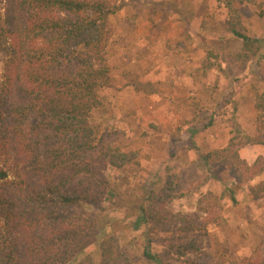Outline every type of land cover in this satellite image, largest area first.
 I'll return each instance as SVG.
<instances>
[{"label": "rangeland", "instance_id": "obj_1", "mask_svg": "<svg viewBox=\"0 0 264 264\" xmlns=\"http://www.w3.org/2000/svg\"><path fill=\"white\" fill-rule=\"evenodd\" d=\"M110 1L119 7L108 19L111 80L99 91L91 122L102 143L131 160L121 170H105L117 196L105 211L91 210L98 234L78 259L99 264L105 239L133 240L130 208L169 182L166 207L183 216L178 228L193 231L152 236L151 253L161 255V264H264V195H250L264 172L250 182V174L221 153L228 149L241 158L255 147L245 143L264 133V42L246 51L230 31L262 40L264 0ZM6 5L0 0L1 15ZM182 12L190 13L187 21L199 33L175 21ZM2 75L0 53V81ZM258 157L263 163L256 167L245 160L256 171L264 167V156ZM187 243L193 252L171 249ZM133 245L134 263L147 264L143 241Z\"/></svg>", "mask_w": 264, "mask_h": 264}, {"label": "trees", "instance_id": "obj_2", "mask_svg": "<svg viewBox=\"0 0 264 264\" xmlns=\"http://www.w3.org/2000/svg\"><path fill=\"white\" fill-rule=\"evenodd\" d=\"M118 9L110 0H7L0 14V264H94L78 258L98 234L91 210L105 211L117 196L104 172L131 160L102 143L91 122L111 80L105 49L108 19ZM230 31L246 51L264 42ZM245 145L264 147V133ZM221 153L250 182L264 172L255 170L259 157L253 169L238 152ZM169 186L133 204V240L105 239L99 264H135L128 250L137 240L144 261L161 264L152 236L193 231L178 228L183 216L166 207ZM250 195L261 200L264 181L251 185ZM171 249L194 251L190 243Z\"/></svg>", "mask_w": 264, "mask_h": 264}, {"label": "crops", "instance_id": "obj_3", "mask_svg": "<svg viewBox=\"0 0 264 264\" xmlns=\"http://www.w3.org/2000/svg\"><path fill=\"white\" fill-rule=\"evenodd\" d=\"M189 17H190V13H180L179 14V17L178 16H176L175 18V21H179V23H181V22H185L184 24H185V30L186 31H188L187 30V28H195V29H197V32L199 33L200 31H199V27H194L193 26V24H191L190 22H188L189 21ZM188 20V21H187ZM184 34V33H183ZM180 72V71H179ZM170 74V73H169ZM178 75H180L179 73H177ZM174 75H176L175 73H173L172 75H170V77L171 78H174ZM185 85L186 86H188L189 85V83L187 84V82H185ZM174 88V87H173ZM177 88V87H176ZM180 93V92H179ZM167 103V102H166ZM170 105L168 104V112H171L172 111V109H170ZM166 109V110H167ZM187 132H189V131H185V133H187ZM216 141V139L215 138H209L208 139V145L209 146H211V145H213V143ZM258 148V149H257ZM256 151V152H255ZM257 153L258 154H260V156H264V148L262 147V146H255V147H250V148H248V149H246L245 150V152H243L242 154H241V158H242V160H246L248 163H252V162H254L255 161V159L257 158ZM251 154H253V156L251 157ZM255 154V155H254ZM256 157V158H255ZM255 158V159H254ZM254 159V160H253ZM253 186V185H252ZM259 231V234L260 235H262V233H261V230H258Z\"/></svg>", "mask_w": 264, "mask_h": 264}]
</instances>
